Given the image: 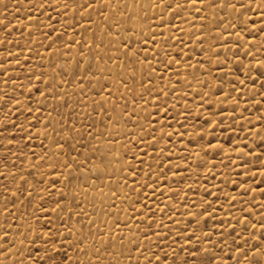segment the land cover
I'll list each match as a JSON object with an SVG mask.
<instances>
[{
	"label": "rangeland",
	"instance_id": "374dc122",
	"mask_svg": "<svg viewBox=\"0 0 264 264\" xmlns=\"http://www.w3.org/2000/svg\"><path fill=\"white\" fill-rule=\"evenodd\" d=\"M0 264H264V0H0Z\"/></svg>",
	"mask_w": 264,
	"mask_h": 264
},
{
	"label": "bare ground",
	"instance_id": "6f19581e",
	"mask_svg": "<svg viewBox=\"0 0 264 264\" xmlns=\"http://www.w3.org/2000/svg\"><path fill=\"white\" fill-rule=\"evenodd\" d=\"M132 5V4H131ZM146 6V5H145ZM202 8V7H201ZM229 37H230V35H229ZM74 62V61H73ZM106 67V66H105ZM61 69H62V67H61ZM89 77V76H88ZM199 84H200V82H199ZM195 86V85H194ZM91 99V98H90ZM113 146H114V142H103L101 145H100V147H101V155L103 156V160H104V162L102 163V164H93L90 168H91V170H99V171H103V172H105V171H110V170H114V171H116V173L117 174H119L120 172H121V170L123 169V162L122 161H120V159L119 158H117V157H115L111 152H110V150L113 148ZM152 154V153H151ZM84 162V161H83ZM101 162H102V160H101ZM86 163V162H85ZM80 171V170H79ZM180 171V170H179ZM88 172V171H87ZM90 172V171H89ZM83 175V174H82ZM92 177V176H91ZM94 181L95 180H93L92 179V181H91V183L90 184H92V185H94V187H96V185L94 184ZM107 184H109V181H107ZM118 185V184H117ZM108 186V185H107ZM109 187V186H108ZM114 187V186H113ZM107 188V187H106ZM115 188V187H114ZM115 190V189H114ZM90 194H92V198H94V200H95V202H99V204H103V203H105L106 202V198H108L107 197V195H108V193H105V191L104 190H98V191H96V190H94V192L92 191V192H90ZM124 195H126V194H123V193H121V195H120V197H118L119 195H117L116 196V198H117V202H120V201H122L123 199H122V197L124 196ZM121 203V202H120ZM98 204V205H99ZM90 209V208H89ZM71 210V209H70ZM110 213V212H109ZM122 213V212H121ZM91 220H92V216H90L89 217ZM95 218V220L96 219H98V218H101L103 221L104 220H107V216L104 214V213H102V214H100V215H98V216H95L94 217ZM96 222V221H95ZM122 223V222H121ZM87 225V224H86ZM88 226V225H87ZM96 228V227H95ZM94 228V229H95ZM262 230V229H261ZM129 237H130V234L128 235ZM41 237V236H40ZM96 245V244H95ZM95 257V256H94ZM96 258V257H95ZM24 259V258H23ZM31 259V258H30ZM93 260V259H92ZM86 261V260H85Z\"/></svg>",
	"mask_w": 264,
	"mask_h": 264
}]
</instances>
